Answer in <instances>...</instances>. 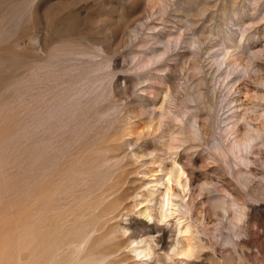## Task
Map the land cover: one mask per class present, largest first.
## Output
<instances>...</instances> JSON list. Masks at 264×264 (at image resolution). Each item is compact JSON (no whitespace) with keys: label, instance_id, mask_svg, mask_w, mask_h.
Returning a JSON list of instances; mask_svg holds the SVG:
<instances>
[{"label":"rangeland","instance_id":"374dc122","mask_svg":"<svg viewBox=\"0 0 264 264\" xmlns=\"http://www.w3.org/2000/svg\"><path fill=\"white\" fill-rule=\"evenodd\" d=\"M0 264H264V0H0Z\"/></svg>","mask_w":264,"mask_h":264},{"label":"bare ground","instance_id":"6f19581e","mask_svg":"<svg viewBox=\"0 0 264 264\" xmlns=\"http://www.w3.org/2000/svg\"><path fill=\"white\" fill-rule=\"evenodd\" d=\"M244 138V137H243ZM184 172H182L181 174H183ZM168 177V176H167ZM182 176L181 175H179V181H180V178H181ZM167 179V178H166ZM168 180V181H167ZM166 181L167 182H169V186H168V188H167V199H165V197H163V200H162V204L163 205H167V210L168 211H177V208H178V204L176 203V202H174V197H175V195H174V187H173V185H172V179L169 177L168 179H167ZM162 184V183H161ZM178 184V183H177ZM163 185V184H162ZM160 187V186H159ZM159 189V188H158ZM157 189V190H158ZM156 190V191H157ZM154 191V190H153ZM163 195V194H162ZM162 205V206H163ZM165 205V206H166ZM149 215V214H148ZM149 217H150V215H149ZM150 219V218H149Z\"/></svg>","mask_w":264,"mask_h":264}]
</instances>
